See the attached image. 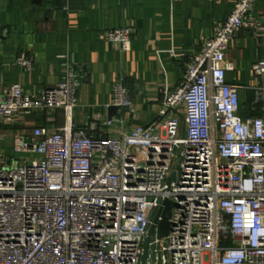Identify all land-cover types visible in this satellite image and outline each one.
<instances>
[{"label":"built area","instance_id":"2783aa9c","mask_svg":"<svg viewBox=\"0 0 264 264\" xmlns=\"http://www.w3.org/2000/svg\"><path fill=\"white\" fill-rule=\"evenodd\" d=\"M254 1H236L187 63L180 85L165 94L160 114L183 106L182 118L114 136L74 128L79 81L69 61L54 87L31 95L20 83L0 90L6 122L47 108L65 116L53 132L12 134L14 157L0 164V264H140L163 199L174 202L170 230L148 244L145 264L151 245L155 264H264V57L252 64L262 112L243 118L237 88L225 78L233 64L224 56L242 29L261 28L264 38V25L251 15ZM131 35L117 27L103 38L128 51ZM16 62L32 70L29 57ZM131 104L124 81L115 80L111 105Z\"/></svg>","mask_w":264,"mask_h":264},{"label":"crops","instance_id":"0c3cea01","mask_svg":"<svg viewBox=\"0 0 264 264\" xmlns=\"http://www.w3.org/2000/svg\"><path fill=\"white\" fill-rule=\"evenodd\" d=\"M236 1L0 0V90L20 83L31 95L40 87H54L63 80V63L69 61L79 81L74 128L93 137L114 136L151 123L159 126L174 114L182 118L183 106L161 115L162 100L180 85L187 63ZM251 15L264 25V0L253 2ZM117 27L131 29L128 51L103 38L104 31ZM263 41L261 28L242 29L224 52L233 64L225 78L237 88L243 118L262 112L253 96L261 78L253 73L252 64L264 57ZM19 55L32 60L31 71L17 64ZM117 79L129 89L132 104L110 115L111 89ZM64 123L58 108L19 112L12 122L0 118V164L14 157L15 130L28 135L45 127L53 132Z\"/></svg>","mask_w":264,"mask_h":264},{"label":"water","instance_id":"95a60500","mask_svg":"<svg viewBox=\"0 0 264 264\" xmlns=\"http://www.w3.org/2000/svg\"><path fill=\"white\" fill-rule=\"evenodd\" d=\"M117 110L116 107H110L109 113L112 115ZM175 173L168 178L167 183L169 184L171 180H174ZM174 206V202L168 199H163L160 202L159 209L156 215L152 218L151 224L147 230V235L145 242L143 244L142 254L140 257V264H145V260L148 256L149 251V243L153 242L155 238L161 239L168 235L170 230L171 222H170V210ZM160 217V220L158 219ZM150 259L151 264H155V252H154V245H151V252H150Z\"/></svg>","mask_w":264,"mask_h":264}]
</instances>
